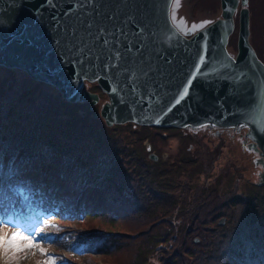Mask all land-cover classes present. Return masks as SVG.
<instances>
[{"label":"trees","instance_id":"1","mask_svg":"<svg viewBox=\"0 0 264 264\" xmlns=\"http://www.w3.org/2000/svg\"><path fill=\"white\" fill-rule=\"evenodd\" d=\"M88 112L86 103L65 101L23 71L0 83L1 208L24 206L33 188L57 201L61 210L51 216L74 229L59 236L52 226L57 231L47 244L78 255H54L57 264H264V194L231 190L212 203L207 188L172 192L133 140L129 151L104 122L107 131L92 128ZM12 161L11 184L23 189L18 200L3 181ZM217 217L226 220L221 225Z\"/></svg>","mask_w":264,"mask_h":264},{"label":"water","instance_id":"2","mask_svg":"<svg viewBox=\"0 0 264 264\" xmlns=\"http://www.w3.org/2000/svg\"><path fill=\"white\" fill-rule=\"evenodd\" d=\"M240 1L232 54L238 0H220V17L189 36L170 19L172 0H0V65L68 102L97 103L84 88L96 82L107 100L94 115L107 126L243 129L237 140L256 155V183L264 184V60L249 42L247 0ZM100 26L108 33L97 38Z\"/></svg>","mask_w":264,"mask_h":264},{"label":"rangeland","instance_id":"3","mask_svg":"<svg viewBox=\"0 0 264 264\" xmlns=\"http://www.w3.org/2000/svg\"><path fill=\"white\" fill-rule=\"evenodd\" d=\"M250 2L253 6V14L248 24L249 42L254 50L263 58L264 44L262 26L264 0H250ZM173 7L174 5L172 3L170 17ZM237 12L236 28H234L230 36V43L234 44V46L238 29ZM220 13L219 0H179V6L175 8V20H172V22L182 33H187L185 35L189 36L205 26H200L189 32L188 30L192 25L199 26L202 21L212 22L220 17ZM181 18H183L186 24L180 23ZM228 49L232 54H235V47L232 49V47L228 46ZM15 73H18V71H12V69L0 66V83L10 79ZM40 87L43 88L44 86L42 85ZM84 88L100 93L98 94V103L93 106L88 104L89 101L78 102L80 104L86 103L87 110H89L87 113L88 116H86L88 118L86 122H89L94 129L98 127L100 130L107 131L108 129L101 123L104 122L103 119L100 116L95 117L94 115V113L99 112L101 104L107 100V95L100 92L95 82H86ZM90 107L92 108L90 109ZM74 110L76 108H72L71 113ZM82 110V115H84L86 110ZM89 113L93 114L89 115ZM129 124L132 123L109 126L112 127V131H108L109 136L115 140L120 139L125 146H130L129 142L133 140L136 150L144 160L152 164L156 173L165 177V180L162 182L168 190L177 192L180 186V190L184 191V195H196L198 187L207 188L209 191H213L211 196L212 203L222 196L230 195L231 190L235 196H243L246 194L254 195L255 193L264 194V184L256 183L258 170H261L260 167L255 165L254 159L256 155L246 151L240 140H236V137L234 140L229 138L222 139L221 137L215 138L213 131L207 132V130L202 128L200 130L198 129L197 132H192L184 128L167 127L155 129V127L145 126L143 128L137 125L133 130L128 128L130 126ZM115 126H121L122 128L120 127L119 131V127L113 130ZM133 131L136 134L135 132L133 135L129 134V132ZM241 132L244 133L245 130L242 129ZM143 135L146 136L141 137ZM130 147H128L129 151L132 150ZM150 154L154 155L153 159L149 157ZM40 192L38 191L36 193L33 188V194H31L33 201L28 205V211L24 213L23 217L18 212V214H8L5 217L6 214L1 210L0 204V221H8L7 223L0 222V235H11L19 229H23L25 234L32 230H35L33 235L36 233L42 234L34 241V246L31 248L21 247V250L13 247L0 248V264H46L50 259L48 254H52L53 257L54 255L60 254V252L58 254L56 252L53 253L47 241L56 233L57 228L63 229V231L72 228L71 223L61 222L58 224L51 215L43 216L41 220L38 215L30 227L24 226L27 217L30 219L32 210L38 208V206L41 208L45 207L49 212H51V209L60 210L55 202L52 203L51 200H46L42 195L40 196ZM209 206L211 207L210 204H205L206 209ZM218 217L216 223H219L222 218H224L223 221L225 222V217L219 219ZM89 225L92 224L90 223ZM52 226H56L57 228H52ZM42 243H45V245ZM20 244L22 246L27 244V240L21 241ZM38 248L48 257L41 259L37 254ZM61 257L63 259L65 258L62 255ZM55 264H57L56 259ZM149 264H155V262L150 261Z\"/></svg>","mask_w":264,"mask_h":264},{"label":"snow or ice","instance_id":"4","mask_svg":"<svg viewBox=\"0 0 264 264\" xmlns=\"http://www.w3.org/2000/svg\"><path fill=\"white\" fill-rule=\"evenodd\" d=\"M89 2V0H88ZM172 3L174 5L173 7V11H172V15L170 17L171 20H175V8L179 6V0H172ZM180 23H184L186 24L185 21H183V18L180 19ZM208 23H211L210 21H202L200 23V25H192L191 28H189V32H191L192 29H196L200 26L203 25H207ZM175 26V25H174ZM88 28L92 29L93 28V23L89 22L88 23ZM98 37L97 38H102L103 34L108 33V29L100 26L96 29ZM115 31V30H113ZM187 34V33H185ZM89 36H91V32H89ZM104 43L105 44H109L111 43V41H109L108 39H104ZM190 91V89H184L185 93H188ZM184 97H181V99H183ZM179 102V101H177ZM0 222H4L7 223L8 221H0ZM15 226V225H13ZM35 230H32L31 232H28L27 234H25L23 229H19L18 231L12 233L11 235H0V248H5V247H13L16 248L17 250H21V247H28L31 248L34 246V241L36 239H38L42 234L41 233H36L35 235H33V232ZM23 240H27V244L25 245H21L20 242ZM43 254V253H42ZM50 259L49 261L46 262V264H55V259L53 258L52 254H48Z\"/></svg>","mask_w":264,"mask_h":264},{"label":"flooded vegetation","instance_id":"5","mask_svg":"<svg viewBox=\"0 0 264 264\" xmlns=\"http://www.w3.org/2000/svg\"><path fill=\"white\" fill-rule=\"evenodd\" d=\"M240 2L241 1L238 0V5H237V8H236V10L234 12V15H233L234 24H235L234 28H236V16H237L236 12L237 11H238L237 12L238 13V18L237 19H239V11H240V8H241ZM247 7H248V12H249V20H250V18L252 17V14H253V6H252L250 0H247ZM237 26H238V21H237ZM263 29H264V17H263V26H262V37H263ZM263 44H264V41H263ZM263 50H264V48H263ZM256 54H257V56L259 58H261V56L257 52H256ZM90 92L100 94V93L94 92V91H90ZM241 131H240V133H238V132L234 133V131L232 129H216V130H213V132L215 133V138L221 137L222 139L229 138V139H232V140H234L235 137H236V140H237V138H241L242 137V132Z\"/></svg>","mask_w":264,"mask_h":264},{"label":"bare ground","instance_id":"6","mask_svg":"<svg viewBox=\"0 0 264 264\" xmlns=\"http://www.w3.org/2000/svg\"><path fill=\"white\" fill-rule=\"evenodd\" d=\"M51 201H52V203L55 202V204L57 205V202H56L55 200H51ZM45 204H46V203H45Z\"/></svg>","mask_w":264,"mask_h":264}]
</instances>
